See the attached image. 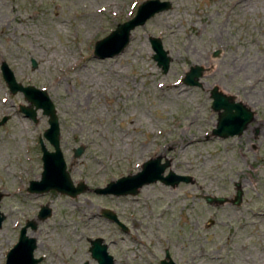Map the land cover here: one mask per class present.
Here are the masks:
<instances>
[{
    "label": "rangeland",
    "instance_id": "374dc122",
    "mask_svg": "<svg viewBox=\"0 0 264 264\" xmlns=\"http://www.w3.org/2000/svg\"><path fill=\"white\" fill-rule=\"evenodd\" d=\"M142 1L0 0V62L18 83L46 92L66 170L85 186L73 197L27 192L41 171L39 139L52 150L42 135L47 117L23 115L18 106L29 103L0 73V264L26 220L36 221L26 234L36 238L37 264H96L95 237L113 264H160L164 251L177 264H264V0H168L119 54L94 57V42ZM149 37L169 57L165 72ZM191 66L201 67L197 85L183 82ZM212 87L252 111L240 134L211 133L221 111L210 107ZM155 157L168 162L164 175L188 180H156L135 194L94 191ZM40 205L51 209L43 221Z\"/></svg>",
    "mask_w": 264,
    "mask_h": 264
},
{
    "label": "water",
    "instance_id": "95a60500",
    "mask_svg": "<svg viewBox=\"0 0 264 264\" xmlns=\"http://www.w3.org/2000/svg\"><path fill=\"white\" fill-rule=\"evenodd\" d=\"M171 6L168 0H144L140 2L133 16L126 21L117 23L114 29L108 34L96 40L93 45L92 55L97 58H108L119 54L128 44L131 30L142 25L148 18L156 13L165 11ZM148 42L152 50L151 58L155 64L165 72L168 68L169 57L162 48L161 41L158 37H149ZM35 66L34 61H31ZM1 77L6 84L10 93L20 92L28 106L19 105L18 110L32 121H36V110H40L41 114L47 117V128L43 131V137L52 147V150L45 148L39 139L41 151V171L39 179L28 181L27 192L44 193L48 190H54L61 194L73 197L85 190L82 182L74 185L66 170L62 152L59 147V127L54 106L48 95L43 89L36 88L32 85H22L18 83L11 69L5 61L0 62ZM201 74L200 66H191L185 73L183 82L187 85H197L196 80ZM210 107L218 112L216 124L212 128L211 133L218 137H227L238 135L245 128L252 118V111L242 105L240 102L232 101V99L218 91L216 87H212L210 92ZM6 120V117L0 119V125ZM81 148L77 147L73 150L74 155H78ZM168 165L167 161L160 162L159 157L151 158L144 161L139 171L135 174L121 176L115 180L109 181L105 186L96 188L94 191L99 194H135L136 191L144 184L159 180L167 185H173L179 181H187L188 177L175 174L168 171L163 175V171ZM238 186V185H236ZM241 191L237 187L233 198L234 203L240 201ZM1 198V193H0ZM207 202H223V197H204ZM51 214V209L47 205H40L36 220L43 221ZM102 215L116 222L122 229H125L115 215L108 209L102 210ZM4 219V215L0 212V226ZM34 230L36 221L26 220L18 230L16 241L6 251L3 264H37L42 260L41 256L34 257L33 251L36 248V238L26 234V229ZM90 256L97 264H113L112 257L106 251V244L102 243V239L96 237L89 240ZM160 264H175L169 257L167 251L164 252V258L160 260Z\"/></svg>",
    "mask_w": 264,
    "mask_h": 264
},
{
    "label": "bare ground",
    "instance_id": "6f19581e",
    "mask_svg": "<svg viewBox=\"0 0 264 264\" xmlns=\"http://www.w3.org/2000/svg\"><path fill=\"white\" fill-rule=\"evenodd\" d=\"M71 80H72V78H71ZM226 205V204H225ZM232 211V210H231ZM219 213V212H218ZM237 213V212H236ZM222 215V214H221ZM226 215V214H225ZM229 215H231V214H229ZM238 215V214H237ZM234 216V215H233ZM219 217V216H218ZM247 217V216H246ZM251 217V216H250ZM222 218V217H221ZM253 218V217H252ZM161 219H163V218H161Z\"/></svg>",
    "mask_w": 264,
    "mask_h": 264
},
{
    "label": "flooded vegetation",
    "instance_id": "af4514ba",
    "mask_svg": "<svg viewBox=\"0 0 264 264\" xmlns=\"http://www.w3.org/2000/svg\"><path fill=\"white\" fill-rule=\"evenodd\" d=\"M124 228H125L124 230H126V229H127L125 226H124ZM89 240H91V239H89ZM159 263H160V261H159Z\"/></svg>",
    "mask_w": 264,
    "mask_h": 264
}]
</instances>
